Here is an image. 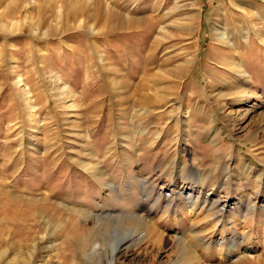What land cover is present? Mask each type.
<instances>
[{
  "label": "rangeland",
  "instance_id": "374dc122",
  "mask_svg": "<svg viewBox=\"0 0 264 264\" xmlns=\"http://www.w3.org/2000/svg\"><path fill=\"white\" fill-rule=\"evenodd\" d=\"M0 264H264V0H0Z\"/></svg>",
  "mask_w": 264,
  "mask_h": 264
},
{
  "label": "bare ground",
  "instance_id": "6f19581e",
  "mask_svg": "<svg viewBox=\"0 0 264 264\" xmlns=\"http://www.w3.org/2000/svg\"><path fill=\"white\" fill-rule=\"evenodd\" d=\"M243 63V62H242ZM242 63H241V61H239V62H237V61H235V64H232V67L233 68H236V67H238V66H240V65H242ZM197 174H199V173H197ZM200 176V175H199ZM192 208V207H191ZM124 240V239H123ZM119 241V243H121V245H122V242H124V241ZM102 247L100 246V245H98V246H95V247H93L92 249H90L89 251H86L83 255H82V259H88V258H90V257H96V255H97V253L99 252V251H101L102 252ZM115 253V252H114ZM109 258V257H108Z\"/></svg>",
  "mask_w": 264,
  "mask_h": 264
}]
</instances>
